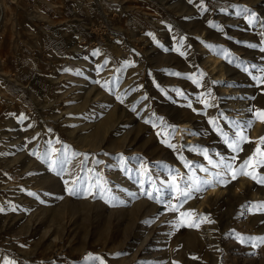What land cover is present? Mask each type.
I'll list each match as a JSON object with an SVG mask.
<instances>
[{
    "label": "rangeland",
    "instance_id": "374dc122",
    "mask_svg": "<svg viewBox=\"0 0 264 264\" xmlns=\"http://www.w3.org/2000/svg\"><path fill=\"white\" fill-rule=\"evenodd\" d=\"M0 264H264V0H0Z\"/></svg>",
    "mask_w": 264,
    "mask_h": 264
},
{
    "label": "bare ground",
    "instance_id": "6f19581e",
    "mask_svg": "<svg viewBox=\"0 0 264 264\" xmlns=\"http://www.w3.org/2000/svg\"><path fill=\"white\" fill-rule=\"evenodd\" d=\"M212 58L215 59L213 55H212ZM212 63H215V62L213 61ZM184 128H185V132H186V131H189V128H187V127H184ZM254 137H255V136H254ZM213 187H214V186H213Z\"/></svg>",
    "mask_w": 264,
    "mask_h": 264
},
{
    "label": "crops",
    "instance_id": "0c3cea01",
    "mask_svg": "<svg viewBox=\"0 0 264 264\" xmlns=\"http://www.w3.org/2000/svg\"><path fill=\"white\" fill-rule=\"evenodd\" d=\"M82 36V35H81Z\"/></svg>",
    "mask_w": 264,
    "mask_h": 264
}]
</instances>
